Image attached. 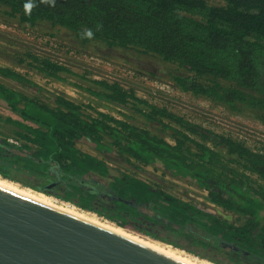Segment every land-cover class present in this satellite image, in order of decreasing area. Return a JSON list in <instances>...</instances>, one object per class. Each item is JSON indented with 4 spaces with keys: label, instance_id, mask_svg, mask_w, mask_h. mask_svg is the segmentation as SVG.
<instances>
[{
    "label": "trees",
    "instance_id": "obj_1",
    "mask_svg": "<svg viewBox=\"0 0 264 264\" xmlns=\"http://www.w3.org/2000/svg\"><path fill=\"white\" fill-rule=\"evenodd\" d=\"M211 1L0 0V8L26 26L66 30L82 46L153 55L188 74L174 78L183 92L233 112L250 110L264 124V0ZM18 63L60 82L73 74L33 53ZM28 76L0 66V103L12 114H0L1 178L213 264H264V152L232 136L212 137L116 82L93 81L99 89L86 91L106 108H130L127 117L142 122L64 93L45 96ZM82 143L98 154L83 151ZM129 166H153L188 182L226 215L140 178Z\"/></svg>",
    "mask_w": 264,
    "mask_h": 264
},
{
    "label": "rangeland",
    "instance_id": "obj_2",
    "mask_svg": "<svg viewBox=\"0 0 264 264\" xmlns=\"http://www.w3.org/2000/svg\"><path fill=\"white\" fill-rule=\"evenodd\" d=\"M210 3L220 4L216 0H212ZM27 53L49 57L51 60L68 67L73 74H63L66 82L47 79L37 71L28 68L27 65H19V59L25 58ZM0 66L10 67L18 72L28 74V77L44 89L45 96L64 93L74 101L83 105H92L98 110L109 112L119 119L142 122L140 117L135 114L137 119L131 120L133 112L130 108H106L102 105L105 103L86 91L90 88L99 89L93 81L116 82L125 89L134 90L140 99L148 101L150 104L168 108L171 112L184 116L190 122L200 126L204 132L211 131L214 133L212 137L216 134L232 136L264 152V124L259 121L255 112L247 109L233 112L226 106L212 100L183 92L174 78L176 76L187 77L188 74L177 66L166 63L153 55L142 54L134 49L108 48L99 43L82 46L66 30L51 28L46 24L34 28L26 26V24H21L18 19L9 17L6 11L1 8ZM4 81L9 83L7 80ZM0 114L12 115L1 103ZM149 128L154 131L155 128L160 129L158 125H152ZM162 134L168 137L171 131L168 130ZM168 140L172 142L169 138ZM80 147L85 152L93 155L98 154L92 145L82 143ZM126 168L140 178L158 183L167 191L182 199L194 202L198 207L208 212L226 215L217 206L209 204L205 192L188 182L165 175L163 170L153 166L142 169H136L133 166ZM19 186L21 185L19 184ZM57 200L60 203L63 202ZM128 231L136 233L135 231Z\"/></svg>",
    "mask_w": 264,
    "mask_h": 264
},
{
    "label": "water",
    "instance_id": "obj_3",
    "mask_svg": "<svg viewBox=\"0 0 264 264\" xmlns=\"http://www.w3.org/2000/svg\"><path fill=\"white\" fill-rule=\"evenodd\" d=\"M0 264L184 263L0 186Z\"/></svg>",
    "mask_w": 264,
    "mask_h": 264
},
{
    "label": "bare ground",
    "instance_id": "obj_4",
    "mask_svg": "<svg viewBox=\"0 0 264 264\" xmlns=\"http://www.w3.org/2000/svg\"><path fill=\"white\" fill-rule=\"evenodd\" d=\"M0 186L4 187L8 190H11L15 193H18L22 196L34 199L38 202H41L43 204L61 209L63 211L69 212L81 219L87 220L89 222H92L96 225H99L101 227L107 228L109 230H112L114 232H117L119 234H122L124 236H127L147 247H150L168 257H171L179 262H182L184 264H213L205 259H198L195 256L189 255L185 253L183 250L173 248L170 245H166L163 243L155 242L154 240L148 239L146 237L140 236L136 233H132L128 230L122 229L110 221H104L100 218H98L96 215L87 213L85 211L79 210L73 205H70L69 203L59 202L57 199H55L52 196L45 195L41 193L40 191L37 192L36 190H32L30 188H25L19 186V184H16L12 181L2 179L0 178Z\"/></svg>",
    "mask_w": 264,
    "mask_h": 264
},
{
    "label": "built area",
    "instance_id": "obj_5",
    "mask_svg": "<svg viewBox=\"0 0 264 264\" xmlns=\"http://www.w3.org/2000/svg\"><path fill=\"white\" fill-rule=\"evenodd\" d=\"M9 141H10L11 143H13V144H17V145H18V142L15 141L14 139H9Z\"/></svg>",
    "mask_w": 264,
    "mask_h": 264
},
{
    "label": "crops",
    "instance_id": "obj_6",
    "mask_svg": "<svg viewBox=\"0 0 264 264\" xmlns=\"http://www.w3.org/2000/svg\"><path fill=\"white\" fill-rule=\"evenodd\" d=\"M6 116H10V115H6Z\"/></svg>",
    "mask_w": 264,
    "mask_h": 264
}]
</instances>
